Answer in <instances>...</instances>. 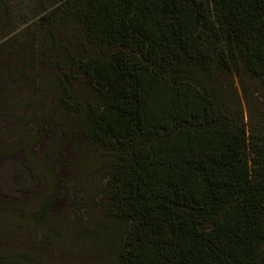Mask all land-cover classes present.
I'll use <instances>...</instances> for the list:
<instances>
[{
    "label": "trees",
    "instance_id": "1",
    "mask_svg": "<svg viewBox=\"0 0 264 264\" xmlns=\"http://www.w3.org/2000/svg\"><path fill=\"white\" fill-rule=\"evenodd\" d=\"M50 1L99 48L79 66L101 90L91 137L113 153L112 264H264V136L224 113L213 80L264 85V0Z\"/></svg>",
    "mask_w": 264,
    "mask_h": 264
},
{
    "label": "rangeland",
    "instance_id": "2",
    "mask_svg": "<svg viewBox=\"0 0 264 264\" xmlns=\"http://www.w3.org/2000/svg\"><path fill=\"white\" fill-rule=\"evenodd\" d=\"M76 21L50 0H0V264H112L124 239L109 214L113 153L90 133L101 90L79 66L99 48ZM213 80L224 113L264 136V85Z\"/></svg>",
    "mask_w": 264,
    "mask_h": 264
}]
</instances>
